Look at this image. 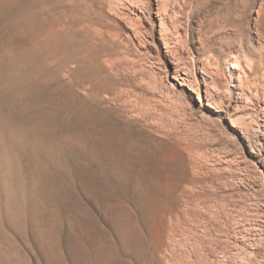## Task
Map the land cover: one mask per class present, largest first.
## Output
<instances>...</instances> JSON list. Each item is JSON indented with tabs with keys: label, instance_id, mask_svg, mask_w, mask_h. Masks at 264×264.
<instances>
[{
	"label": "rangeland",
	"instance_id": "1",
	"mask_svg": "<svg viewBox=\"0 0 264 264\" xmlns=\"http://www.w3.org/2000/svg\"><path fill=\"white\" fill-rule=\"evenodd\" d=\"M159 8L0 0V264H264V0L168 2L186 64L223 61L215 102Z\"/></svg>",
	"mask_w": 264,
	"mask_h": 264
},
{
	"label": "bare ground",
	"instance_id": "2",
	"mask_svg": "<svg viewBox=\"0 0 264 264\" xmlns=\"http://www.w3.org/2000/svg\"><path fill=\"white\" fill-rule=\"evenodd\" d=\"M157 1L159 2V4L162 5V8H159V11L157 12V14H158L157 22L159 21V24H160V36H161V39H162V41L164 43V46L166 47L167 51L170 52L171 55L173 56V60H174V63H175V68H174L172 77L177 82H179L181 84L190 85L192 87V89L196 93H198V95L200 97L205 98L208 102H215L216 93H217L218 89L220 90L219 83L217 82V80H218L217 77L221 76V74H222V69H223L222 68V62H223L222 59H220L219 57L213 55L214 57L211 58L212 60L210 62V66L211 67L209 68V67H206V66H202V68H203V70L205 72H203V74L201 76H199L195 72L194 66L187 65L186 62L182 59L183 57L180 56L179 50H180L181 47L182 48H186L187 51L191 52L192 55H194V51H193V49L190 50V48L187 46V43L184 40V35H182L179 32H177V34L175 35L171 31L172 27L170 28V26H169V24L167 22V16H168V13H169L168 12V2H169V0H157ZM260 7H261L260 10H263L262 9V5ZM143 11H144V9L142 10V12ZM204 39L205 38H202V37L200 38V47H199V50H198L199 53H204L208 48H211V46L213 45L211 42L209 43L207 41H204ZM216 43H217V41H216ZM241 43L242 44H240V43L239 44L244 47V45L249 43V41L246 38ZM225 61H226V63L228 65H230L232 63L235 66V68L240 67L242 65L241 64L242 63V57L239 56V55L226 56L225 57ZM230 75L231 76L234 75L232 71L230 72ZM239 78H240L239 81L241 82L242 86H249L250 88L252 87V82H254V81H251V78H249L246 74H244L243 76L240 74ZM75 210L77 212V208H75ZM82 211H80V212H82ZM74 215L76 216L77 220L79 221L78 222L79 224H83L89 230H93V227H94L93 226L94 224L92 223L93 220L91 221L89 218H87L82 213L81 214L77 213V214H74ZM50 231H52L51 233H49L51 236H46V239H47V237H50V239L47 240V241H48L49 244L52 243V245H53V241H55V239H56L55 237H57L56 233L58 231H57V229L55 227H54L53 230H50ZM42 236H44V235H42ZM70 237L72 239V243L71 244H72L73 248L75 249V250L73 249V251L78 250L80 246L76 243L75 238H74V234L71 233ZM46 239H45V241H46ZM45 244H47V243L45 242ZM51 246H49V247L51 248ZM56 257H57V255H56ZM60 260H61V257H60ZM60 263H62V262H60ZM57 264H58V260H57Z\"/></svg>",
	"mask_w": 264,
	"mask_h": 264
}]
</instances>
